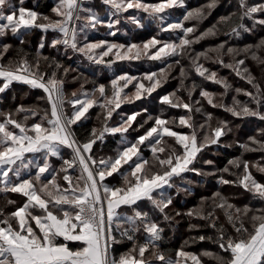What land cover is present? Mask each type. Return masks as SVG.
Here are the masks:
<instances>
[{"label":"snow or ice","instance_id":"1","mask_svg":"<svg viewBox=\"0 0 264 264\" xmlns=\"http://www.w3.org/2000/svg\"><path fill=\"white\" fill-rule=\"evenodd\" d=\"M99 2L107 6V21L93 6H89V0H58L51 9L55 18L26 7L25 0H18L19 6L12 0H0V37L11 33L18 38L20 45H24L32 29L45 33L51 30L61 34L51 41V48L62 46L65 52L71 49L97 65L111 67L114 61L104 59L110 53L116 60H134L141 56L150 60L182 57L193 43L216 36L222 28L229 29L225 35H233L236 39H240L242 33L254 34L257 26L264 28V18L257 15L264 16V2L256 0L251 3L249 0H237L238 12L221 16L217 24L201 32L194 40L188 38L195 31L194 27H185L183 23L165 25L167 10L185 8V0ZM216 5L217 0H210L205 6L188 10L183 20L201 21L208 14L206 9H214ZM130 9L147 14L163 32L181 30L183 37L178 43L162 42L153 37L142 45L88 40L86 32L98 27H106L108 35L115 36L121 17ZM127 19L137 27H144L141 18L134 14ZM245 20L252 22L251 27L244 23ZM81 33H85L83 41L78 39ZM12 47L8 43L0 45V94L14 82L23 83L31 89H41L45 95L38 100L46 101L50 107L20 104L14 109L0 110V200L4 201L0 206V264H187L189 260L192 264H202L201 256L208 257L215 264H264V207L255 208L248 204L237 207L217 190L211 197H201L199 205L187 212L175 211L172 216L167 211L173 205V197L167 190L174 187V177H182L186 172L216 177L219 185L242 187L264 204V182L256 179L250 170L254 168L264 174V156L261 161L242 159L247 152L264 153V128L249 136L247 142H236L243 150L240 157L229 159L223 168L203 172L195 167L198 157L205 149L218 145L231 128L226 121H217L216 126H212V113L204 112L201 100L193 99L196 83L191 86L185 83L188 72L184 67L180 68V87L162 95L159 103L170 109H183L186 114L163 118L162 111L157 116L149 114L140 122L137 117L142 116V112L137 111L122 116L117 125L110 126L108 121L122 104L151 96L167 80L168 72L161 68L159 74L148 72L142 78L127 73L116 75L110 80V89L101 83L94 86L91 93L85 91L81 83L80 91H73L69 98L65 92V78L74 69L65 67L55 57L40 56L39 53L34 60H29L23 48L17 50L15 58L5 63L6 54ZM44 47L42 37L39 49ZM152 49L156 51L152 52ZM226 56L229 57L227 62ZM201 58L232 70L255 91L232 89L227 77H220L218 71L205 67L199 62ZM41 59L47 66L43 71ZM248 59L264 66V36L243 47L230 46L227 41L219 43L196 53L191 59V67L197 76L223 89L217 94L201 88L199 96L209 106L223 108L234 117H255L264 122V88L246 65ZM175 63L180 64V60ZM168 67L171 69L172 65ZM143 81L149 84L146 86ZM129 85L133 86L134 92H125ZM181 90L187 93V101L178 95ZM230 91L235 95L228 105L223 100ZM241 94L249 98L248 102L237 99ZM217 96L220 102H216ZM65 105H70L71 110L66 111ZM94 106L103 110L102 126L93 127L80 138L73 126H82V121L87 119L86 113ZM147 112L146 108L143 109V113ZM196 113H203L204 123H197L194 119ZM21 114L22 120L17 118ZM30 119L31 124L28 123ZM134 123L136 127H133ZM174 127L191 131L185 134L174 130ZM130 129L133 132L144 131L134 142H129L127 134ZM117 134L123 148L118 149L114 156H97L94 152L97 141L103 143L107 135ZM169 139L174 143L169 144ZM142 145L151 151V159L142 155ZM65 150H68L67 155ZM53 157L59 161L58 168L50 159ZM204 163L214 164L212 160ZM125 165L127 169H124ZM32 167L36 169L34 175L31 171L27 175L22 174ZM232 169L239 171L233 172ZM224 174L235 175L236 179H227ZM117 176L120 178L118 185L108 182L109 177L116 179ZM187 183L191 185L192 181ZM181 191L190 194L191 188H178L177 195ZM9 193L20 194L26 199L17 204L8 198ZM142 201L149 202V210L141 208ZM9 206H15L14 210L7 211ZM217 209L222 211L231 232L220 223ZM157 215L170 224L175 217L186 216L190 221V232L207 227L214 230V235L190 236L175 251V258L166 256L163 248L165 229L156 219ZM192 219L205 221V224L191 223ZM205 240L215 243L220 251H204L197 255L185 250L190 243ZM125 242H130L131 247L117 254L115 246Z\"/></svg>","mask_w":264,"mask_h":264},{"label":"trees","instance_id":"2","mask_svg":"<svg viewBox=\"0 0 264 264\" xmlns=\"http://www.w3.org/2000/svg\"><path fill=\"white\" fill-rule=\"evenodd\" d=\"M187 5L186 8L188 10L200 8L202 6L207 5L210 0H185ZM251 3L252 0H249ZM256 2H264V0H256ZM12 3L18 5V0H12ZM93 7L99 8V5L93 1ZM91 4V6H92ZM54 0H25V6L32 8L33 10L42 13L44 15L52 14L51 9L55 6ZM101 6V5H100ZM187 10V11H188ZM208 13L206 17L201 21H184L183 16L186 12H179L175 16L173 14L169 18H166L168 23H183L185 27H194L195 31L189 34V39H195L196 36H199L201 32L206 31L208 28H211L214 24H217V21L221 16H226L230 13L238 12L237 0H217V5L214 9L207 10ZM101 14V13H100ZM99 14V15H100ZM139 14H143V12H139ZM178 15V16H177ZM259 18H264V16H259ZM101 16V15H100ZM141 16V22L144 27L140 28L135 26L133 23L131 26H126L122 24L119 27V31L115 36H110L107 33V28L104 29H96L100 31L99 34L87 33L88 40L90 42H98L100 40H107L109 42H119L121 44H143L145 41L155 37L162 42H176L183 37V32L181 30H174V32L170 35H166L160 31V25L157 22H153L150 18ZM104 16H101L103 18ZM166 22V21H165ZM249 27H251L252 22L245 20ZM221 27V26H218ZM225 31H229L227 28H222V30L216 36H209L205 39L200 40L198 43H193L187 49V54L184 56H169L167 58H162L161 60H150L145 56H141L140 59L135 60H116L115 56L111 57L109 54L108 57H105V61L112 60L113 65L112 69H106L102 74H97L94 71L87 68V65L79 64L75 61L74 53L67 50L64 51L62 46H58V48H51L49 45L51 41L55 38H59L58 32L48 31L47 33L41 31L40 29H32L26 37V43L24 45L19 44V40L17 37L13 36L9 33L6 36L0 38V45L4 43L11 44L12 49L6 54L5 63L7 60H11L16 57L17 50L23 48V52L27 54L29 60H34L37 56V53L40 56H48L55 57L59 62H61L65 67L70 69H74L75 71H70L68 76L65 78V90L69 98H71L72 91H80L81 83L84 84V90L91 93L94 86H98L99 84H105L107 88L110 89V80L114 78L116 75H122L127 73L128 75L135 76L137 78H142L145 73L148 72H156L159 74L161 68L165 69L168 72V78L165 82L162 83V86L157 88L155 92L151 94V96H145L141 100H136L133 103H124L121 105L119 109L113 113V117L108 121L110 126H115L119 123L122 116L131 115L133 112H142V116L137 117V121L142 122L144 119H147V116L151 114L152 116L160 115L163 111V118H171L173 116L178 117L181 114H186L183 109H170L167 106H162L159 103V99L162 95L169 94L175 91L180 87V68L184 67L188 72V79L185 81L186 85L191 86L193 82L196 83L197 88L193 94V99L201 100V104L203 106L204 112H210L213 115L212 126L215 127L217 121H226L228 123L231 131L228 134L221 138V141L218 145H212L211 147L205 149L202 154L198 157L195 167L201 169L203 172L215 171L216 169L223 168L229 159L240 157L243 150L238 147L237 141L240 143H245L248 141V137L251 135H256V132L260 128H264V122L258 120L255 117H245L238 118L234 117L231 113L224 111L223 108L217 107L212 108L207 104V101L199 96V92L201 88L206 89L210 92L219 94L223 92V89L211 81H206L203 78L196 75L195 70L191 67V59L195 56L196 53L203 52L208 48L215 47L219 43L228 42L230 46L243 47L246 43H255L259 37L264 36V28L257 26L254 34L242 33L240 39H236L233 35H225ZM96 32V31H95ZM42 37L44 38L45 47L43 49H39V44L41 42ZM155 52V51H153ZM214 55V54H213ZM82 60V58H79ZM179 59L180 64H176L175 61ZM229 57H225V61L227 62ZM203 63L205 67L210 68L211 70L218 71L220 77H227L228 82L232 85V89L241 88L247 91H255L251 85L247 83L246 80L241 79L236 76V74L230 70L221 67L218 64L212 63L211 61H206L203 58L199 61ZM41 70H46L47 66L43 59L40 60ZM120 65V67H118ZM169 65H172L171 69H169ZM246 65L251 70L253 76L256 77L258 83L261 84V87L264 88V66L259 65L257 62L252 61L251 59L246 60ZM118 67V68H117ZM51 71L50 69H47ZM73 77H79V79L74 80ZM147 86L149 84L148 81H143ZM135 83V82H134ZM135 89L132 85H129L125 92L131 93L134 92ZM99 97V94H96ZM178 95L183 97L185 101L188 100L187 93L183 90L178 92ZM232 95H235L234 91H230L229 95L224 98L223 102L231 105ZM15 97V99H13ZM41 97V91L38 89H31L29 86L23 83H13L5 93L0 94V110H8L9 108H15L20 105V100L22 98L23 104H31L35 103L33 99H36V103H40L38 98ZM216 102L219 101V97L217 96ZM242 102H248L249 98L244 96L243 94L237 97ZM67 106V111L71 110L70 105ZM48 107V106H47ZM147 109V113H143V109ZM87 119L82 121V126H73L74 130L80 138H83L86 132L90 131L93 127H101L103 122V110L99 106H94L89 109L88 113H86ZM99 116V119H98ZM18 119H23V114H21ZM194 119L197 123H204V115L203 113L194 114ZM31 119L28 121L31 124ZM152 122L149 121V124ZM178 124V119H177ZM137 125L134 123L133 127ZM148 127V125H145ZM174 130L180 131L182 133H190L191 129L174 127ZM144 129H140L139 132H133L131 129L129 130V134H127V140L129 142H134L135 138L142 134ZM121 137L119 134L116 136L107 135L101 143L97 141V144L94 145V152L97 156L109 157L114 156L118 149H122L123 145L120 143ZM169 144L174 143L172 140H168ZM231 145V147H228ZM142 155L145 158L151 159L152 153L149 148L145 146H141ZM68 152V151H67ZM65 152V155H67ZM264 153L260 152H247L244 153L242 159H247L249 161H261ZM31 158V155L29 156ZM37 160L40 159L39 154H37ZM52 161H55V166L59 167V161H56L55 158H50ZM205 160H212L214 162L213 165H207L204 163ZM127 165L124 166V169H127ZM122 169V171L124 170ZM36 169L31 168L30 170H25L22 174L27 175L28 171L34 175ZM253 172V175L260 182H264V174L257 172L254 168L250 169ZM233 172H238L237 169H232ZM225 178L230 180H235L236 176H229L228 174H224ZM187 181H192L191 185L187 183ZM108 182L112 184H119L120 178L119 176L116 179L111 177L108 178ZM174 187L168 189V193L173 197V205L170 206L169 214L174 216L175 211L187 212L189 209L194 208L199 205L201 197H211L212 194L219 190L221 193L229 198V202L235 204L237 207H243L248 204L249 206H253L255 208L264 207L260 201L255 199L250 193H247L243 190L242 187L233 186V185H219L217 183V178L213 176H196L192 172H186L182 174V177H174L173 178ZM190 187L191 193L179 192L177 195L178 188ZM8 198L13 199L17 202V204H22L26 198L22 197L17 193H9ZM4 203L3 200H0V206ZM141 208L144 210H149L151 205L147 201L140 202ZM15 206H9L7 211L14 210ZM217 215L220 217V223L224 224L226 231L231 232V227L227 224L226 219L221 210L217 209ZM156 219L160 221L162 227H164V236L165 239L163 241V248L165 250V255L175 258V251L178 250L183 244L185 240H188L190 236L197 235H208L213 236L214 230L211 228H202L200 231H189V218L186 216L183 217H175V219L171 222V224L167 221H163L162 216H156ZM191 223L194 224H205V221H201L198 219H192ZM250 227V225H249ZM117 249V254L119 252L127 251L128 248L131 247L130 242H125L120 245L115 246ZM186 251H192L197 255H200L204 251L211 252H219L218 246L208 240L197 243H190L185 247ZM202 264H215L214 261L210 260L208 257L201 256ZM187 264H192L189 260Z\"/></svg>","mask_w":264,"mask_h":264},{"label":"rangeland","instance_id":"3","mask_svg":"<svg viewBox=\"0 0 264 264\" xmlns=\"http://www.w3.org/2000/svg\"><path fill=\"white\" fill-rule=\"evenodd\" d=\"M93 1H95L98 5H99V8H97V7H95L96 9H94L95 11H97L101 16H104L102 19H104L105 21H107V19H108V17H107V6H104V5H101L100 4V2H99V0H89V6H91V4L93 3ZM54 2H55V4L58 2V0H54ZM143 2H145V3H157V2H159V0H143ZM101 5V6H100ZM185 5H187V3H186V1H185ZM92 6H93V4H92ZM188 9L185 7V8H181V7H176V8H173V9H169V10H167V13H166V15H165V25L168 23V21L166 20V18H169L171 15H169V14H173L174 16L176 15V14H179V12H186ZM139 12L140 11H138V10H134V9H130L129 10V12L128 13H124L123 14V16L121 17V22H122V24H124L125 26L124 27H126V26H131L132 25V22H131V20H129V19H127V17L130 15V14H134V15H136L137 16V18H139L140 16H141V18L142 17H146L145 15H147V14H145V13H143V14H139ZM48 16H50V17H53V18H55L54 17V14L52 13V14H49ZM178 16V15H177ZM135 25V24H134ZM136 26V25H135ZM118 27H120V25L118 26ZM104 28H106V27H98V29H104ZM160 29V28H159ZM107 30V33H108V29H106ZM51 31V30H50ZM96 31V32H95ZM161 31V30H160ZM161 32H163V31H161ZM174 31H168V32H163L164 34H166V35H170V34H172ZM87 33H89V34H91V33H94V34H99L100 33V31H98V30H88L87 32H86V35H88ZM61 34L59 33V36H60ZM84 35H85V33H81V34H79V36H78V39L80 40V41H83V39H84ZM0 38H2V37H0ZM148 41V40H147ZM147 41H145V42H147ZM144 42V43H145ZM114 43H119V42H114ZM121 44V43H120ZM142 45V44H141ZM160 47V45H158L157 46V48H159ZM69 51H71L72 53H74L76 56H74V58H75V61H77L79 64H82V65H87V68L88 69H90V70H92L93 68H94V71L97 73V74H102L103 72H105V70L106 69H112V66L111 67H108L106 64H101V65H97V64H95V63H93L92 61H89L86 57H84L82 54H79V53H77V52H74V51H72L71 49H69ZM152 52L153 51H156V49H152L151 50ZM110 55H111V57H114V54H111L110 53ZM146 58H147V56H145ZM79 58H82V60L81 59H79ZM164 58H167V57H164ZM135 60V59H134ZM111 65H113V63L111 64ZM118 67H120V65L118 66ZM117 67V68H118ZM14 83H19V82H14ZM28 86V85H27ZM30 87V86H29ZM39 91H41V97H43L45 94L43 93V91L41 90V89H38ZM65 92H66V90H65ZM73 92V91H72ZM67 94V93H66ZM34 100V102L35 103H33V104H31V101H29L30 103L29 104H27V103H25V104H23V102L24 101H22V98H21V100H20V104H23L25 107H34V106H36L37 104H39V106L41 107V108H44V107H50L49 105H47V103H46V101H44V100H40V103H36L37 102V100L36 99H33ZM65 110L67 111V106L65 105ZM18 131V130H17ZM68 150H65V152H67ZM31 154H28V156H30ZM33 169H35L34 167H32ZM30 170V169H29ZM192 252V251H191ZM194 253V252H193Z\"/></svg>","mask_w":264,"mask_h":264}]
</instances>
